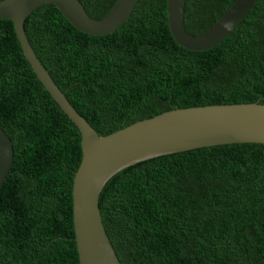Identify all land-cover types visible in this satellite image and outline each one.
Masks as SVG:
<instances>
[{"label":"trees","instance_id":"trees-1","mask_svg":"<svg viewBox=\"0 0 264 264\" xmlns=\"http://www.w3.org/2000/svg\"><path fill=\"white\" fill-rule=\"evenodd\" d=\"M1 1V0H0ZM100 19L116 0H79ZM234 0H185L198 35ZM33 51L100 135L174 108L264 104V0L217 45L171 36L166 0H138L115 31L77 30L53 4L25 19ZM0 126L14 149L0 186V264H80L72 188L80 132L0 19ZM99 209L121 264H264V144L240 142L136 162L113 174Z\"/></svg>","mask_w":264,"mask_h":264},{"label":"water","instance_id":"water-1","mask_svg":"<svg viewBox=\"0 0 264 264\" xmlns=\"http://www.w3.org/2000/svg\"><path fill=\"white\" fill-rule=\"evenodd\" d=\"M138 0H116L100 19L88 15L79 0H1L0 19H10L23 56L36 77L80 132L82 156L73 178L72 215L80 264H121L105 231L99 194L117 171L160 155L219 144H264V104H207L174 108L100 135L69 103L28 42L24 21L41 4H53L77 30L105 35L129 18ZM256 0H234L225 13L198 35L184 26L185 0H166L171 36L180 46L207 50L231 33ZM13 144L0 126V186L13 161Z\"/></svg>","mask_w":264,"mask_h":264}]
</instances>
